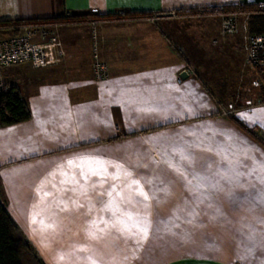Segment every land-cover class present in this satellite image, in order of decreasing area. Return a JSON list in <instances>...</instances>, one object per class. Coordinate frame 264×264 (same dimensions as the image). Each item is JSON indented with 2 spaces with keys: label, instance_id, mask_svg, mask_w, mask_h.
<instances>
[{
  "label": "crops",
  "instance_id": "0c3cea01",
  "mask_svg": "<svg viewBox=\"0 0 264 264\" xmlns=\"http://www.w3.org/2000/svg\"><path fill=\"white\" fill-rule=\"evenodd\" d=\"M259 2L0 0V20L154 14L47 23L62 54L50 50L41 68L0 67L31 111L0 124V198L46 264H264V83L248 64L252 33L243 17L222 34L220 15L196 13ZM94 38L109 66L102 80ZM83 157L106 172L82 174ZM128 213L144 232L123 230Z\"/></svg>",
  "mask_w": 264,
  "mask_h": 264
},
{
  "label": "trees",
  "instance_id": "16d2710c",
  "mask_svg": "<svg viewBox=\"0 0 264 264\" xmlns=\"http://www.w3.org/2000/svg\"><path fill=\"white\" fill-rule=\"evenodd\" d=\"M224 11H243L250 13L248 24L251 33L264 32V13L257 11V5H236L222 6ZM195 10H183L191 13ZM199 14V9L196 10ZM182 12V11H181ZM182 12V13H183ZM152 12H115L109 14L92 15V14H64L55 17H21L17 19L0 20V33L13 34L21 31L22 27L32 24L47 23H78L88 21L93 18L100 19H122L135 17H152ZM31 117V111L16 86H7L0 92V124L3 126L13 125L24 122ZM244 127V125L236 120ZM246 128V127H244ZM254 134L253 131L248 130ZM0 264H46L39 253L35 250L32 242L22 232L6 202L0 198Z\"/></svg>",
  "mask_w": 264,
  "mask_h": 264
},
{
  "label": "built area",
  "instance_id": "2783aa9c",
  "mask_svg": "<svg viewBox=\"0 0 264 264\" xmlns=\"http://www.w3.org/2000/svg\"><path fill=\"white\" fill-rule=\"evenodd\" d=\"M257 11L264 13V2H259ZM204 15H220L221 33L231 34L239 30V14L224 11L222 6H212L199 9ZM56 47L62 54L63 43L54 34L51 24H32L10 36L0 33V67L30 64L34 68H41L48 64L49 53ZM248 64L257 71L264 82V32L253 33L250 36ZM93 71L96 80L105 79L109 75V66L103 60L97 38H94ZM191 71V70H188ZM181 80V79H179ZM7 88V84L0 75V92Z\"/></svg>",
  "mask_w": 264,
  "mask_h": 264
},
{
  "label": "snow or ice",
  "instance_id": "6c2138e0",
  "mask_svg": "<svg viewBox=\"0 0 264 264\" xmlns=\"http://www.w3.org/2000/svg\"><path fill=\"white\" fill-rule=\"evenodd\" d=\"M69 165H73L74 163H76L75 161H69L68 162ZM85 165H88L89 167V171L92 172L93 175H102L104 172H106V168L104 167L105 162L104 161H100V160H93L92 158H87V157H83L80 158V162L77 166H79L82 169V174H83V168ZM138 183V182H133ZM109 195H111V193H109ZM140 195H144V193L141 191ZM146 198V197H145ZM112 207L111 202L109 203V208ZM133 221V216L128 213L126 216V220L121 221V224L123 226V230H130L129 226L131 224V222ZM132 227H137V229L140 232H144L145 230L143 229V227L139 224V221H136L135 224H131ZM90 264H95L94 261L90 262Z\"/></svg>",
  "mask_w": 264,
  "mask_h": 264
},
{
  "label": "rangeland",
  "instance_id": "374dc122",
  "mask_svg": "<svg viewBox=\"0 0 264 264\" xmlns=\"http://www.w3.org/2000/svg\"><path fill=\"white\" fill-rule=\"evenodd\" d=\"M241 10V9H240ZM240 10H238V11H234L235 13H238L239 14V20H241V18L240 17H243L242 18V20L243 19H245L246 21H248V19H249V16H250V13H246V12H243V11H240ZM196 13L197 14H199L197 11H196ZM242 14V15H241ZM202 15H204V14H202ZM214 15V14H213ZM23 30V27H22V29H21V31ZM20 31V32H21ZM253 34V33H252ZM251 34V35H252ZM4 35H6V36H10V35H13V33L11 32V30H9V32L7 33H5L4 32ZM56 47H52L51 48V50H54ZM93 50H94V45H93ZM264 82L259 78L258 79V81L256 82V84L257 85H261V84H263ZM251 99V98H250ZM264 98H261V101L263 100ZM239 101H243L242 99H240ZM226 109V108H225ZM228 109H231V108H228Z\"/></svg>",
  "mask_w": 264,
  "mask_h": 264
}]
</instances>
